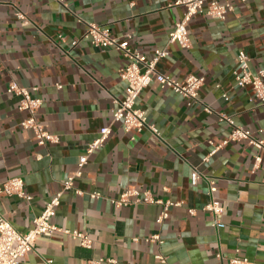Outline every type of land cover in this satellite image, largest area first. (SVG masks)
<instances>
[{
    "label": "crops",
    "instance_id": "crops-1",
    "mask_svg": "<svg viewBox=\"0 0 264 264\" xmlns=\"http://www.w3.org/2000/svg\"><path fill=\"white\" fill-rule=\"evenodd\" d=\"M174 1L65 0V5L58 0H0V184L21 176L32 195L28 202L0 193V215L20 232L33 227L34 218L76 169L87 143L111 124L116 101L125 93L119 69L127 59L114 48L91 45L83 36L87 23L109 27L147 56L166 49L168 55L158 64L162 72L178 79L190 73L205 78L199 101L191 105L171 89L150 83L137 105L159 135L147 128L126 132L120 122L113 123L109 138L75 179L84 194L63 193L52 221L87 233L92 248L56 232L38 237L18 264H46L47 259L88 264L92 258L104 259V264H161L158 253L169 264H231L236 254L264 264V150L244 140L229 141L205 160L230 131L219 113L264 138V105L250 86H237L233 76L240 50L251 57L253 72L264 68V0H230L234 9L224 20L195 14L187 48L169 42L185 11ZM12 80L42 98L38 118L59 135V142L39 145L21 127L26 113L18 109L19 97L7 92ZM257 155L261 161L255 166ZM209 179L216 181L215 197L224 208L219 228L202 209L209 199ZM129 185L183 204L157 223L160 204L116 206L110 201ZM92 192L101 197H91ZM191 207L195 214L189 213ZM156 233L161 243L146 240Z\"/></svg>",
    "mask_w": 264,
    "mask_h": 264
},
{
    "label": "built area",
    "instance_id": "built-area-1",
    "mask_svg": "<svg viewBox=\"0 0 264 264\" xmlns=\"http://www.w3.org/2000/svg\"><path fill=\"white\" fill-rule=\"evenodd\" d=\"M65 4V0H58ZM246 2L248 0H241ZM174 4L185 7L183 17L175 23V26L169 34V42L178 43L181 47L187 48L191 45L188 25L192 17L201 13L210 17L224 20L229 12L233 11L234 6L230 0H175ZM17 16L22 18L24 15L17 12ZM63 39L64 35H60ZM83 36L89 40L91 45L100 48H114L118 50L126 59L127 63L119 69L120 77L126 82L124 96L118 99L113 112L111 124L102 126L99 134L92 141L87 143L85 152L82 153L77 162L76 169L62 181V187L57 190L49 201L45 204L42 211L33 220V227L26 232L18 231L14 225L3 215H0V264H18L20 259L35 247V242L40 236H51L56 232H62L77 239L85 248L93 247L92 238L85 232L59 227L52 221L57 208L61 203V197L67 190H73L82 195L83 191L76 187L75 179L82 176L83 169L88 163L89 157L95 152L110 136L112 124L120 122L126 132L142 131L147 128L154 134L159 135L155 125L149 122L146 111L137 105V99L142 91L152 82H157L161 87H167L176 94L185 99L188 105L199 101V91L204 85L205 78L202 75L190 73L182 79H178L168 73L158 69V64L162 58L168 55L166 49H155L152 56H147L138 48H132L128 44V39L120 40L114 36L109 27H103L94 22L86 24V30ZM128 38L131 35H127ZM251 57L248 53L240 50L238 53V67L234 70L233 76L235 84L239 87L250 86L253 91V97L264 105V68L253 72L250 69ZM60 87V85H58ZM37 88H33L36 90ZM7 92L19 97L18 109L24 111L26 116L21 120L22 128L31 131L39 145L59 142V135L51 132L39 120V109L43 100L41 97L33 95L32 90L20 85L12 80L7 86ZM227 98V95H225ZM207 112H212L208 106ZM219 119L225 121L230 126V131L226 139L220 145L211 149L205 160L214 154L223 144L229 141H247L249 145L264 150V138L257 137L245 126L238 124L226 113H219ZM261 161V156L257 155L255 166ZM195 178L199 180L201 173L195 169ZM217 184L214 179L208 180V201L202 209L213 215V225L217 228L223 227L224 223L219 220V215L224 211L223 206L215 197ZM0 193L8 196H17L25 201H31L32 195L26 192L24 178L14 176L6 179L0 184ZM91 197H101L99 192L90 193ZM110 201L116 206H126L135 202L157 203L162 205L161 211L157 216L156 222L162 223L170 216V209L174 206H181L183 201L172 199H161L155 197L150 191L139 190L135 186H127L123 189L117 198H111ZM190 214H195L196 209H188ZM148 241L162 242L160 234L156 233L148 237ZM217 257L223 261V255L217 254ZM161 264H169L167 257L161 253L156 255ZM231 264H255L250 258L244 255L236 254L229 259ZM105 260L92 258L88 264H104ZM46 264H54L51 259L45 261Z\"/></svg>",
    "mask_w": 264,
    "mask_h": 264
}]
</instances>
